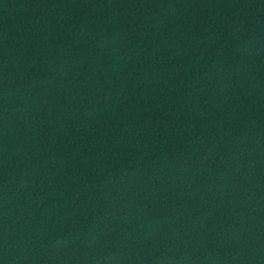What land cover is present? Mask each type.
Here are the masks:
<instances>
[{"label":"water","instance_id":"water-1","mask_svg":"<svg viewBox=\"0 0 264 264\" xmlns=\"http://www.w3.org/2000/svg\"><path fill=\"white\" fill-rule=\"evenodd\" d=\"M0 264H264V0H0Z\"/></svg>","mask_w":264,"mask_h":264}]
</instances>
